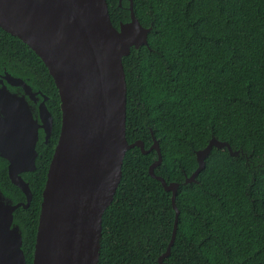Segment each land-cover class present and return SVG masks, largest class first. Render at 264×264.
Masks as SVG:
<instances>
[{
  "label": "trees",
  "instance_id": "trees-1",
  "mask_svg": "<svg viewBox=\"0 0 264 264\" xmlns=\"http://www.w3.org/2000/svg\"><path fill=\"white\" fill-rule=\"evenodd\" d=\"M130 1L151 31L147 45L122 58L126 139L147 150L153 136L162 157L155 175L179 185L177 231L164 262L264 264V0H121L120 6L106 0L117 29L129 21ZM0 59L15 61L56 93L41 59L1 28ZM52 111L59 121L58 104ZM212 138L244 155L213 147L196 181L184 184L198 166L196 151ZM51 153L42 152L28 175L29 207L14 215L21 218L27 264ZM156 159L154 150L125 152L120 183L102 216L98 264H159L175 211L171 192L149 174Z\"/></svg>",
  "mask_w": 264,
  "mask_h": 264
},
{
  "label": "water",
  "instance_id": "water-1",
  "mask_svg": "<svg viewBox=\"0 0 264 264\" xmlns=\"http://www.w3.org/2000/svg\"><path fill=\"white\" fill-rule=\"evenodd\" d=\"M113 26L106 0H0V28L17 37L41 59L58 91L60 133L48 164L31 264H98L102 216L121 180L125 152L138 147L156 151L151 177L171 192L175 211L170 242L159 262L170 254L179 210L177 183L167 184L154 169L162 161L157 140L146 150L125 135L126 81L122 58L147 45L150 28L135 17ZM11 84H21L15 79ZM0 88V156L8 162L10 181L31 199L20 173L35 169L36 128L22 98ZM15 107H14V106ZM44 113V112H43ZM33 132L31 133V131ZM233 151L212 138L196 151L197 168L184 184L196 181L211 149ZM18 204L0 189V264H26L23 231L13 213Z\"/></svg>",
  "mask_w": 264,
  "mask_h": 264
},
{
  "label": "flooded vegetation",
  "instance_id": "flooded-vegetation-1",
  "mask_svg": "<svg viewBox=\"0 0 264 264\" xmlns=\"http://www.w3.org/2000/svg\"><path fill=\"white\" fill-rule=\"evenodd\" d=\"M120 5H121V0L119 2V6ZM7 75L9 76V79L11 80L15 79L21 84H15V85L11 84L6 79ZM0 88H4L5 90H7L12 98H14L13 96H15L17 99L22 98L25 108L27 107V110L29 111L31 116V120L33 124H35L36 132H37L35 146H34L36 151L35 169L33 171H25L20 173V176L23 179V181L28 184L32 199V190L30 186V180H28V175L29 173H32L36 170V162L38 159L42 157V152H46L48 149H50L52 151L51 153L52 156L60 133L61 110H60V100L58 96V91L54 93L51 87L46 89L42 88L40 86V82L37 79H35V77L29 76L27 74V70H25L18 63H15V61L13 60H7V62H5L2 61L1 59H0ZM55 95H57V98L54 97ZM55 104H58L60 110L59 121L56 118H54V114L52 111ZM33 130L34 129H32L31 133L33 132ZM8 165L9 162L5 158L0 156V189L2 193L8 199L12 200V202L15 205L18 204L17 208L14 210L13 213V216L15 215L16 217V213L19 210L27 209L29 207L31 199L29 201L27 208H25L24 204H26L27 202L26 194L10 181V178L8 176ZM3 171L6 172V176L8 179H5L4 176L2 175ZM10 184L12 186H10ZM18 220L21 221V218L18 217ZM32 258H33V253H32ZM166 258L167 257H164L161 260V262H159V258H158V263L169 264L164 262ZM25 259L27 264L28 259L26 258V255H25Z\"/></svg>",
  "mask_w": 264,
  "mask_h": 264
},
{
  "label": "bare ground",
  "instance_id": "bare-ground-1",
  "mask_svg": "<svg viewBox=\"0 0 264 264\" xmlns=\"http://www.w3.org/2000/svg\"><path fill=\"white\" fill-rule=\"evenodd\" d=\"M24 174V173H23Z\"/></svg>",
  "mask_w": 264,
  "mask_h": 264
}]
</instances>
